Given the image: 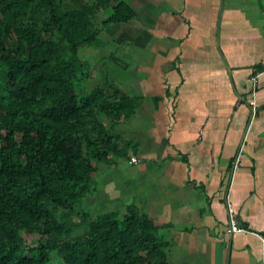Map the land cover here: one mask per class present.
<instances>
[{
    "label": "crops",
    "instance_id": "crops-1",
    "mask_svg": "<svg viewBox=\"0 0 264 264\" xmlns=\"http://www.w3.org/2000/svg\"><path fill=\"white\" fill-rule=\"evenodd\" d=\"M129 1L138 17L102 31L117 51L98 64L123 60L118 87L139 108L116 130L128 157L99 165L89 210L137 206L170 264H264V0ZM228 202L244 232L230 233Z\"/></svg>",
    "mask_w": 264,
    "mask_h": 264
},
{
    "label": "trees",
    "instance_id": "trees-1",
    "mask_svg": "<svg viewBox=\"0 0 264 264\" xmlns=\"http://www.w3.org/2000/svg\"><path fill=\"white\" fill-rule=\"evenodd\" d=\"M137 17L125 0H0V264H170L137 206L85 207L99 165L128 157L116 130L139 100L108 79L79 94L94 72L80 50Z\"/></svg>",
    "mask_w": 264,
    "mask_h": 264
},
{
    "label": "rangeland",
    "instance_id": "rangeland-1",
    "mask_svg": "<svg viewBox=\"0 0 264 264\" xmlns=\"http://www.w3.org/2000/svg\"><path fill=\"white\" fill-rule=\"evenodd\" d=\"M126 2H128L129 4H132V2H130L129 0H125ZM133 5V4H132ZM134 6V5H133ZM135 7V6H134ZM136 8V7H135ZM108 14H106L105 12H100L96 18V25L99 27L100 23L102 22V20L104 18H106ZM108 29L104 28L103 32H106ZM110 35H106V33H104V35H101V39L103 41L102 46H98L97 47H84L80 50V56L83 60L88 61L91 65L92 68L94 70L93 72V76H97L98 77V73L100 70H102V65H99L98 60H100V58L102 57H107L110 56L112 53H115V51H117V49L115 48L113 50V47L107 48L105 45H107V43L109 42ZM133 50V49H132ZM135 50V49H134ZM108 52V53H107ZM119 59L120 54L116 52L115 54ZM114 55V57H115ZM109 58V57H107ZM121 58V57H120ZM128 58V57H127ZM130 59V58H128ZM110 63H106L105 64V69L102 70V72L106 75V80H110L112 82H115L116 85L119 86V80L121 77H123V75L121 74L122 72V68L125 67V64H123V60L120 64V61H114V59H110ZM102 84V83H101ZM98 86V82L95 80H86V81H81V82H76V90L78 91L79 94H87L90 93L93 89H95ZM85 207L87 208V210L91 213L92 216H97L98 214L102 213V212H107L108 209H104L102 211V209H100L99 207L95 210H89V206L87 205V203L85 202ZM84 230L81 229V227L78 229V231L76 232V235H79L82 231ZM24 239L27 243V245H32L34 244L35 241H37L39 239V237L37 235H24Z\"/></svg>",
    "mask_w": 264,
    "mask_h": 264
},
{
    "label": "built area",
    "instance_id": "built-area-1",
    "mask_svg": "<svg viewBox=\"0 0 264 264\" xmlns=\"http://www.w3.org/2000/svg\"><path fill=\"white\" fill-rule=\"evenodd\" d=\"M260 75H261V73H258L252 78V86H253V96L252 97L253 98L249 102V105L252 109L251 121L254 120V118L256 117V114H257L256 87H257V82H258V78ZM130 162L132 164H139L140 160L136 159V158H132ZM239 162H240V157H238L236 162H235V168L238 166ZM228 212H229V227H230L229 231H230V233L244 232L245 229L239 224V221L235 215L232 204L229 202H228Z\"/></svg>",
    "mask_w": 264,
    "mask_h": 264
}]
</instances>
